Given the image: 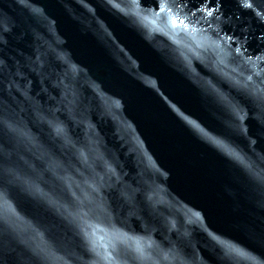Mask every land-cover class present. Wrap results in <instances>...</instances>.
<instances>
[{
    "label": "water",
    "instance_id": "95a60500",
    "mask_svg": "<svg viewBox=\"0 0 264 264\" xmlns=\"http://www.w3.org/2000/svg\"><path fill=\"white\" fill-rule=\"evenodd\" d=\"M251 5L192 37L158 0H0V264H264V64L216 47L264 54Z\"/></svg>",
    "mask_w": 264,
    "mask_h": 264
},
{
    "label": "snow or ice",
    "instance_id": "6c2138e0",
    "mask_svg": "<svg viewBox=\"0 0 264 264\" xmlns=\"http://www.w3.org/2000/svg\"><path fill=\"white\" fill-rule=\"evenodd\" d=\"M240 3L245 8L252 6L251 0H240ZM219 4L220 0H158L159 12L154 15L159 16L160 12L166 10L170 14L168 22L173 29L179 28L186 35L195 37L207 32L208 28L212 27L213 20H219L220 17L216 14L219 11ZM203 25H207V28ZM216 38L219 41L216 45L218 49L226 47L230 50L229 55L234 54L240 57L255 70L261 69V65L264 64V54L249 53L247 47L237 42L238 38L227 32L221 35L217 31ZM255 74H259V71ZM248 79L250 80L251 76ZM6 203V194L0 189V224L7 223L4 212ZM232 250L235 251V249Z\"/></svg>",
    "mask_w": 264,
    "mask_h": 264
}]
</instances>
